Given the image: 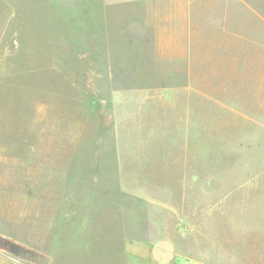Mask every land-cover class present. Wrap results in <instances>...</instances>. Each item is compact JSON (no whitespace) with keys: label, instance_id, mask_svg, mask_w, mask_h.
<instances>
[{"label":"rangeland","instance_id":"374dc122","mask_svg":"<svg viewBox=\"0 0 264 264\" xmlns=\"http://www.w3.org/2000/svg\"><path fill=\"white\" fill-rule=\"evenodd\" d=\"M0 157V237L35 254L0 264H128L148 216L257 237L264 0H0Z\"/></svg>","mask_w":264,"mask_h":264},{"label":"crops","instance_id":"0c3cea01","mask_svg":"<svg viewBox=\"0 0 264 264\" xmlns=\"http://www.w3.org/2000/svg\"><path fill=\"white\" fill-rule=\"evenodd\" d=\"M11 157L13 158L10 159ZM11 157L6 158L7 161L16 165L15 156ZM0 158L3 159V157ZM151 220L152 218L148 216L145 233L126 238L125 247L122 250L125 263L264 264V237H262L264 229L257 234V237L254 234L251 235L252 237H246L244 225L243 228L239 226L233 237L225 236L222 231L213 232L207 237H198L187 232L173 236L166 235L164 229L160 228V224ZM155 224L157 229L153 227ZM214 224L220 225L219 222ZM238 224L240 225V221Z\"/></svg>","mask_w":264,"mask_h":264},{"label":"trees","instance_id":"16d2710c","mask_svg":"<svg viewBox=\"0 0 264 264\" xmlns=\"http://www.w3.org/2000/svg\"><path fill=\"white\" fill-rule=\"evenodd\" d=\"M0 248L7 250L8 252L17 256L28 257L30 255H35L32 251L25 249L21 245L10 242L9 240L2 237H0Z\"/></svg>","mask_w":264,"mask_h":264},{"label":"built area","instance_id":"2783aa9c","mask_svg":"<svg viewBox=\"0 0 264 264\" xmlns=\"http://www.w3.org/2000/svg\"><path fill=\"white\" fill-rule=\"evenodd\" d=\"M190 264H199V263H197V262H191Z\"/></svg>","mask_w":264,"mask_h":264}]
</instances>
